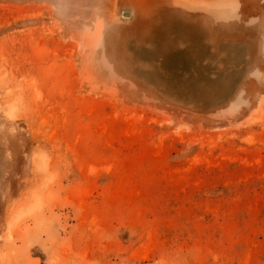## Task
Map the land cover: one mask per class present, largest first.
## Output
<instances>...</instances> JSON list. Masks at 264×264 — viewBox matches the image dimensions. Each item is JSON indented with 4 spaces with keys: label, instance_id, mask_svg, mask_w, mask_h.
<instances>
[{
    "label": "rangeland",
    "instance_id": "rangeland-1",
    "mask_svg": "<svg viewBox=\"0 0 264 264\" xmlns=\"http://www.w3.org/2000/svg\"><path fill=\"white\" fill-rule=\"evenodd\" d=\"M0 264H264V0H0Z\"/></svg>",
    "mask_w": 264,
    "mask_h": 264
},
{
    "label": "crops",
    "instance_id": "crops-1",
    "mask_svg": "<svg viewBox=\"0 0 264 264\" xmlns=\"http://www.w3.org/2000/svg\"><path fill=\"white\" fill-rule=\"evenodd\" d=\"M136 18L126 22V24L131 26L138 24L139 21ZM139 23L143 24L145 28V30L138 35V41L142 44V50L150 54L154 52L157 55L155 57L159 59L162 58L164 52H167L168 50L164 51L160 46L158 48L159 50H163V53H156V47L153 48L156 41L164 42L165 47H167L168 42L173 41L174 38L177 40H185L186 34L193 26V20L191 17L186 13L177 12L164 13L158 18L153 20H141ZM199 23L202 27L203 23L201 21ZM175 56L177 57V55Z\"/></svg>",
    "mask_w": 264,
    "mask_h": 264
},
{
    "label": "water",
    "instance_id": "water-1",
    "mask_svg": "<svg viewBox=\"0 0 264 264\" xmlns=\"http://www.w3.org/2000/svg\"><path fill=\"white\" fill-rule=\"evenodd\" d=\"M124 15L129 17V16H131V13L129 11H126V12H124Z\"/></svg>",
    "mask_w": 264,
    "mask_h": 264
}]
</instances>
